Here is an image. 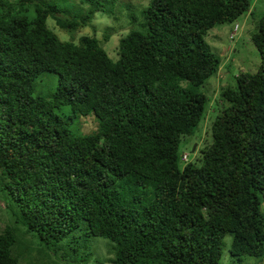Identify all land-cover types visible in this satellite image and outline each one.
<instances>
[{"label":"trees","instance_id":"obj_1","mask_svg":"<svg viewBox=\"0 0 264 264\" xmlns=\"http://www.w3.org/2000/svg\"><path fill=\"white\" fill-rule=\"evenodd\" d=\"M79 1L69 16L0 0V186L13 223L74 259L102 238L111 264H219L227 235L232 257H264V15L251 35L256 73L222 90L211 142L184 162L181 139L205 119L220 64L204 37L251 16L252 0H150L129 16L139 23L116 60L94 37L64 42L47 27L51 18L72 34L113 13L112 0ZM43 73L57 76L49 100L33 96ZM89 115L96 132H74ZM14 234L0 233V264H18Z\"/></svg>","mask_w":264,"mask_h":264},{"label":"rangeland","instance_id":"obj_2","mask_svg":"<svg viewBox=\"0 0 264 264\" xmlns=\"http://www.w3.org/2000/svg\"><path fill=\"white\" fill-rule=\"evenodd\" d=\"M16 0H11L14 2ZM56 5L60 10L69 13V16H77L79 10H84L85 5L79 0H41ZM150 0H112L113 13L106 16L96 13L91 22L75 32L67 33L57 27L54 20L48 18L47 27L53 31L61 41L77 43L82 36L94 37L99 40L112 60H116L119 39L139 23H134L129 17L131 14L139 15ZM78 8H75V6ZM264 15V0H252V15L242 16L238 21V31L235 32L234 24H218L208 31L204 37L209 50L220 61L218 71L211 76L205 85L207 97V110L205 119L202 120L198 130L193 136H185L181 139L180 152L182 161L196 160L206 144L211 142L210 127L216 115L224 107L220 94L228 86L235 85V77L239 73H256L260 58L251 42V35L256 31L257 22ZM71 18V17H70ZM105 36L109 37L105 41ZM233 36V37H232ZM57 76L52 73H43L34 83L33 96L50 99L55 91ZM59 115H68L69 108L62 107L56 112ZM98 121L93 115L75 119L72 130L78 134H90L96 132ZM194 148V151H193ZM186 155V159L183 157ZM7 192L1 191L0 186V233L6 226L13 229L17 239L12 254L18 259V264H111L114 258L113 245L106 239L90 238L88 242L77 250L76 257L66 256L64 249L54 254L41 245L39 240L26 233L24 228L13 223L10 212L6 209ZM262 211L264 212V205ZM231 236L224 238V248L219 264H264V257H242L238 260L229 253ZM74 246V245H72ZM74 247L68 252L72 253Z\"/></svg>","mask_w":264,"mask_h":264},{"label":"built area","instance_id":"obj_3","mask_svg":"<svg viewBox=\"0 0 264 264\" xmlns=\"http://www.w3.org/2000/svg\"><path fill=\"white\" fill-rule=\"evenodd\" d=\"M234 28H235V32H237V31H238V26H237V25H235V27H234ZM232 37H233V36H232ZM183 157L186 159V155H184Z\"/></svg>","mask_w":264,"mask_h":264},{"label":"water","instance_id":"obj_4","mask_svg":"<svg viewBox=\"0 0 264 264\" xmlns=\"http://www.w3.org/2000/svg\"><path fill=\"white\" fill-rule=\"evenodd\" d=\"M193 151H194V148H193Z\"/></svg>","mask_w":264,"mask_h":264}]
</instances>
